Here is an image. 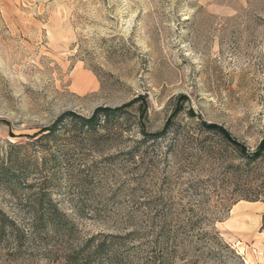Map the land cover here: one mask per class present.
I'll list each match as a JSON object with an SVG mask.
<instances>
[{
    "label": "rangeland",
    "instance_id": "rangeland-1",
    "mask_svg": "<svg viewBox=\"0 0 264 264\" xmlns=\"http://www.w3.org/2000/svg\"><path fill=\"white\" fill-rule=\"evenodd\" d=\"M129 103L119 131L34 145L67 111ZM210 124L264 146V0H0V162L11 144L46 159L28 178L47 183L82 239L134 232L143 262L164 228L173 264H264L262 222L249 230L235 213L254 201L210 224L262 183L264 160L247 165ZM19 196L0 187L18 220ZM49 254L27 263L0 248V264H64Z\"/></svg>",
    "mask_w": 264,
    "mask_h": 264
},
{
    "label": "trees",
    "instance_id": "trees-1",
    "mask_svg": "<svg viewBox=\"0 0 264 264\" xmlns=\"http://www.w3.org/2000/svg\"><path fill=\"white\" fill-rule=\"evenodd\" d=\"M133 103L119 107H99L91 117L67 111L61 115L54 126L39 136L34 145L41 149H47L45 143L57 140L60 133L72 132L79 137H94L97 134L119 131L123 120L131 114L129 108ZM210 131L217 132L229 142L239 153L240 157L249 166L264 160V146L255 151H250L240 143L233 140L227 130L210 124L206 127ZM12 149L24 150V145H10L8 156L0 162V187L7 193L18 197L22 218L19 220L10 215L0 205V248L7 250L15 261L40 262L39 255L42 250L51 255L57 253V257L64 264H135L138 252L134 243L137 236L134 232L127 234H97L88 239H82L80 231L71 216L61 207L45 184L31 183L30 169L39 170L46 166V159L42 161L30 157L13 155ZM24 152V151H23ZM27 152V150H25ZM26 157V156H25ZM58 159H53L56 162ZM242 169L241 164L236 167ZM239 199L264 202V180L256 188L247 194L232 193L224 202L223 209L214 213L212 222L223 221L232 205ZM262 227L264 228V213L262 215ZM171 233L164 228L157 239L160 250L157 254H149L139 263L143 264H173ZM206 234L214 236L216 243L223 245L219 239L218 231H208ZM159 239H161L159 241ZM212 240V239H211ZM218 240V241H217ZM215 243V242H214ZM62 253V254H60ZM49 254V255H50Z\"/></svg>",
    "mask_w": 264,
    "mask_h": 264
},
{
    "label": "crops",
    "instance_id": "crops-1",
    "mask_svg": "<svg viewBox=\"0 0 264 264\" xmlns=\"http://www.w3.org/2000/svg\"><path fill=\"white\" fill-rule=\"evenodd\" d=\"M249 209L253 210H259L260 214L262 211H264V203L261 201H256V202H245V203H237L235 205V213L237 215H243V216H250L254 223L252 227H249V230H253L255 225L260 224L262 222V216L260 214H256L255 216L252 215ZM264 261V259H263Z\"/></svg>",
    "mask_w": 264,
    "mask_h": 264
}]
</instances>
